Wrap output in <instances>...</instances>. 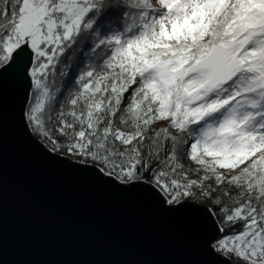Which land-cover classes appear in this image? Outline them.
Listing matches in <instances>:
<instances>
[{"label":"snow or ice","instance_id":"snow-or-ice-1","mask_svg":"<svg viewBox=\"0 0 264 264\" xmlns=\"http://www.w3.org/2000/svg\"><path fill=\"white\" fill-rule=\"evenodd\" d=\"M53 160L264 264V0H0V101Z\"/></svg>","mask_w":264,"mask_h":264},{"label":"water","instance_id":"water-1","mask_svg":"<svg viewBox=\"0 0 264 264\" xmlns=\"http://www.w3.org/2000/svg\"><path fill=\"white\" fill-rule=\"evenodd\" d=\"M0 264H220L182 214L45 155L0 101Z\"/></svg>","mask_w":264,"mask_h":264}]
</instances>
